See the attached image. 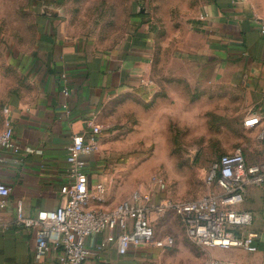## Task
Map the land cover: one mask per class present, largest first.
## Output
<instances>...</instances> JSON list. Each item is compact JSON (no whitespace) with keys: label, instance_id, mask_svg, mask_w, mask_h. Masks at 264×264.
<instances>
[{"label":"crops","instance_id":"crops-1","mask_svg":"<svg viewBox=\"0 0 264 264\" xmlns=\"http://www.w3.org/2000/svg\"><path fill=\"white\" fill-rule=\"evenodd\" d=\"M183 12L180 49L186 61L245 91L247 105L238 111L241 126L251 114L264 116V34L259 29L264 0H194V7ZM133 23L131 35L120 47L88 58L64 31L44 32L32 57L20 66L18 84L8 90L0 71V133L9 123L16 143L31 150L17 156L0 147V183L11 189L6 208L0 210V222L9 225L0 232V264H60L55 247L41 260L35 259L37 229L17 224L16 203H22L25 216L35 219L59 207L70 181L67 156L72 137L88 134L91 120L99 125L101 106L123 87L148 78L155 27L147 18ZM83 162L92 194L99 185L106 189L104 202L91 200L89 208L110 209L127 199L129 190L117 185L115 174L104 170L99 156L84 157ZM236 208L252 213V225L237 233L258 234V251L214 248L210 257L264 264V184L248 188ZM151 221L156 231L153 216ZM118 235L115 230L88 237L90 255L84 264L164 263V251L155 248L119 254Z\"/></svg>","mask_w":264,"mask_h":264},{"label":"rangeland","instance_id":"rangeland-1","mask_svg":"<svg viewBox=\"0 0 264 264\" xmlns=\"http://www.w3.org/2000/svg\"><path fill=\"white\" fill-rule=\"evenodd\" d=\"M192 7L194 0H0L1 75L8 90L18 84V70L44 32L64 31L88 58L120 47L133 22L147 18L155 27L149 76L101 106V132L92 155L115 174L117 185L127 187V199L136 190L175 202L218 192L205 183L211 164L237 151L250 163H264V143L257 131L239 123L238 111L247 105L245 91L186 61L180 22L183 11ZM152 216L156 235L175 240L163 252V264L213 261L210 251L219 247L192 243L177 213Z\"/></svg>","mask_w":264,"mask_h":264},{"label":"built area","instance_id":"built-area-1","mask_svg":"<svg viewBox=\"0 0 264 264\" xmlns=\"http://www.w3.org/2000/svg\"><path fill=\"white\" fill-rule=\"evenodd\" d=\"M264 34V20L260 24ZM264 116L251 114L244 122L248 129L257 130L258 138L264 143ZM91 131L72 137L68 147L67 162L69 183L64 187V201L54 210L47 211L35 219L24 214L21 202L16 203V222L24 228H36L35 259L41 260L55 247L60 251V264H84L90 252L86 239L106 231L119 230L117 248L121 255L130 249L155 248L166 251L175 245L171 236L158 237L151 216L153 213L173 211L183 223L187 238L194 244L213 248H241L247 252L258 251L256 241L259 235L248 232L238 236L237 231L249 228L253 222L252 213L236 208L243 201V195L250 187L264 184V163H250L241 151L223 155L213 162L205 177V183L215 186L218 192L186 202H175L170 198L157 199L152 193L136 190L126 200L110 209L89 208L94 200L103 203L106 195L104 186L99 185L93 195L88 187L83 158L94 153L100 135V126L89 122ZM0 147L20 156L25 151L14 140V131L9 123L0 133ZM165 185L160 184V190ZM11 189L0 183V210L7 206L6 198ZM9 228L0 222V232ZM209 264H239L213 260Z\"/></svg>","mask_w":264,"mask_h":264}]
</instances>
